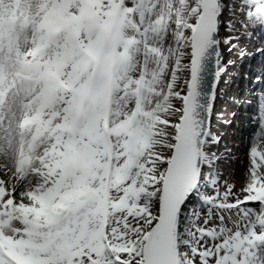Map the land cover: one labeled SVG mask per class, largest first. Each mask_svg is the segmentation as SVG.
Returning a JSON list of instances; mask_svg holds the SVG:
<instances>
[{
  "label": "snow or ice",
  "instance_id": "6c2138e0",
  "mask_svg": "<svg viewBox=\"0 0 264 264\" xmlns=\"http://www.w3.org/2000/svg\"><path fill=\"white\" fill-rule=\"evenodd\" d=\"M256 30L264 0H0V264H264V67L220 87Z\"/></svg>",
  "mask_w": 264,
  "mask_h": 264
},
{
  "label": "rangeland",
  "instance_id": "374dc122",
  "mask_svg": "<svg viewBox=\"0 0 264 264\" xmlns=\"http://www.w3.org/2000/svg\"><path fill=\"white\" fill-rule=\"evenodd\" d=\"M261 31V30H260ZM259 35V32L256 30L255 32H254V34L251 36V38L250 39H248V40H246V42H245V47L247 48V44L248 43H251L253 40H259L260 38L259 37H257ZM256 61V60H255ZM256 67V68H260V66H261V63L259 62V63H256V62H253V63H249V62H247V64H246V66L245 67H240V65L238 64V63H235V65L234 66H231V74L230 75H228L227 77H225L224 78V80H227V81H229L227 84H225L224 83V85H226L227 87V89H228V91H227V93H226V99H228V98H232V97H235V98H239V96H238V93H237V91H238V89H240V87H242V86H245V84L244 83H247V82H244L237 74H238V70H240V69H245L246 71H247V68L249 67V68H251V67ZM235 82V83H234ZM235 84H236V86L237 85H240V86H238V89H237V91L236 92H234V89L232 88V87H234L235 86ZM249 84V83H248ZM232 87H231V86ZM251 85V84H250ZM247 88V87H246ZM246 88H244V96L243 97H245V95H246V93H247V89ZM242 98H239V100H241ZM220 102H222V101H220ZM222 107H225V103L223 102L221 105H220V103H219V106H218V109L217 110H220V109H222ZM227 107H228V109L230 110V111H236L237 113H238V118H237V120L236 121H241L242 119H243V117L244 116H248V114L249 115H251L252 113H251V109L250 108H246V107H236L235 105H233V104H228L227 105ZM250 109V110H249ZM240 113H242V114H240ZM216 123V122H215ZM242 126H241V124H239V126L237 127V123L235 122V125L230 129V132L231 133H233V135H232V138H231V143H232V145L234 146L233 147V150H235V149H237L238 148V146L237 145H240L241 143H243V140H244V138L243 139H241L240 141L237 139L238 137V135L239 134H241L242 133ZM237 143V145L235 146V144ZM237 151V150H236ZM243 151V150H242ZM239 154H242V158H243V162L245 161V153L244 152H241L240 153V151H237ZM241 161V160H240ZM238 162H239V159H237V157H235V159L229 164V165H226L225 167H227V168H229V169H231V170H234L235 171V173H236V175L237 176H242L243 175V171H244V167H243V165H241V166H239L238 167Z\"/></svg>",
  "mask_w": 264,
  "mask_h": 264
},
{
  "label": "bare ground",
  "instance_id": "6f19581e",
  "mask_svg": "<svg viewBox=\"0 0 264 264\" xmlns=\"http://www.w3.org/2000/svg\"><path fill=\"white\" fill-rule=\"evenodd\" d=\"M258 32H259V37L260 38H264V32L263 33H261V31L260 30H257ZM253 46H262V43H258L257 41L256 42H251V43H248L247 44V50H249V51H253ZM226 59H232V60H235L236 61V63H239V61H241V59L238 57V56H235V55H231V56H227L226 55ZM244 59H245V57H244ZM244 59H242V61H241V64H243V60ZM243 65H240V67H242ZM260 72V70H256L255 72H254V74L253 75H250L251 73H249L248 71H246L245 69H240V70H238V76H240V77H244V78H246V77H248V78H255V75L257 74V73H259ZM231 74V66L229 67V69H228V72H227V74L225 75V77H227L228 75H230ZM225 77H223V79H222V82H221V85H220V87L221 88H224V89H226V93H227V91H228V89L226 88L227 86L226 85H224V78ZM245 84V86H242V87H240V89H238V86H240V85H237L236 86V89H238V91H237V93H238V96H239V98H242V99H244V88H246V87H248L249 88V84L248 83H244ZM247 89V88H246ZM239 98H238V100H239ZM241 99V100H242ZM219 103H220V105L223 103V101L222 102H220V100H218V102H217V109H218V106H219ZM223 108V107H222ZM233 111V110H232ZM239 113V112H238ZM240 114H242V113H240ZM248 122L250 123V125L248 126V129H249V132L246 130V129H242L243 131H247L248 133H250L251 135H252V133H253V129H254V126L252 125V123L248 120ZM236 123H237V127L239 126V124H240V122L239 121H236ZM213 124H214V126H215V119L213 120ZM252 125V126H251ZM238 138V140L240 141L241 139H243V135H238L237 136ZM251 137V136H250ZM248 144V143H247ZM243 145V144H242ZM241 145V147H240V153L241 152H244L245 150H243L242 151V148L244 147V145L242 146ZM233 152L235 153V157H238L240 154L239 153H237V151H236V149L235 150H233Z\"/></svg>",
  "mask_w": 264,
  "mask_h": 264
}]
</instances>
